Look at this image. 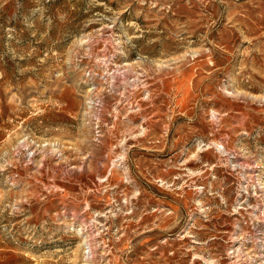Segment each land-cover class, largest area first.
I'll use <instances>...</instances> for the list:
<instances>
[{
	"label": "rangeland",
	"instance_id": "obj_1",
	"mask_svg": "<svg viewBox=\"0 0 264 264\" xmlns=\"http://www.w3.org/2000/svg\"><path fill=\"white\" fill-rule=\"evenodd\" d=\"M0 264H264V0H0Z\"/></svg>",
	"mask_w": 264,
	"mask_h": 264
}]
</instances>
